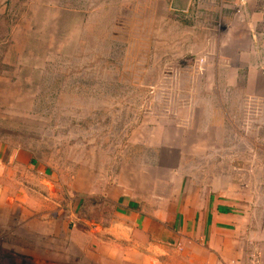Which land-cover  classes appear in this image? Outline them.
<instances>
[{"label": "rangeland", "instance_id": "374dc122", "mask_svg": "<svg viewBox=\"0 0 264 264\" xmlns=\"http://www.w3.org/2000/svg\"><path fill=\"white\" fill-rule=\"evenodd\" d=\"M169 2L0 0V144L51 170L0 169V264H137L133 225L86 198L75 167L118 171L140 146L163 189L180 172L166 136L226 121L218 134L264 139V75L204 77L196 20L182 26ZM249 65L263 74V61Z\"/></svg>", "mask_w": 264, "mask_h": 264}, {"label": "crops", "instance_id": "0c3cea01", "mask_svg": "<svg viewBox=\"0 0 264 264\" xmlns=\"http://www.w3.org/2000/svg\"><path fill=\"white\" fill-rule=\"evenodd\" d=\"M168 9L181 14L186 28L196 20L204 71L210 69L204 77L264 75L249 65L264 62V0H170ZM210 91L221 94L220 88ZM225 122L214 124L213 134L200 127L195 136H166L163 149L168 159L180 160V172L165 175L163 189L147 177L145 168L151 163L140 146L117 163L118 171L99 172L94 161L85 170L74 168V185L84 183L86 198L93 204L96 199L110 203L118 219L133 225V238L143 248L134 253L140 255L137 264H248L253 250L264 264V139L240 131L218 134ZM14 161L34 163L26 170L41 175L51 171L26 149L13 151L0 144V169L11 172ZM124 234L119 231L118 237Z\"/></svg>", "mask_w": 264, "mask_h": 264}, {"label": "built area", "instance_id": "2783aa9c", "mask_svg": "<svg viewBox=\"0 0 264 264\" xmlns=\"http://www.w3.org/2000/svg\"><path fill=\"white\" fill-rule=\"evenodd\" d=\"M248 264H263L262 256L257 250L250 252L248 256Z\"/></svg>", "mask_w": 264, "mask_h": 264}]
</instances>
